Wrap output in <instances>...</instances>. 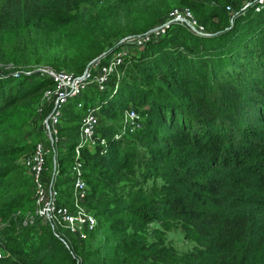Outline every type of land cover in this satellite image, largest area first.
Returning <instances> with one entry per match:
<instances>
[{"label":"trees","instance_id":"1","mask_svg":"<svg viewBox=\"0 0 264 264\" xmlns=\"http://www.w3.org/2000/svg\"><path fill=\"white\" fill-rule=\"evenodd\" d=\"M43 1L0 0V26L25 23L42 11ZM181 4L205 30L216 26L218 33L204 38L174 23L131 57L122 77L111 76L108 90L91 87L64 108L61 134L67 151L59 157L57 187L61 202L70 206L69 171L81 119L89 106H100L99 135L106 144L81 151L90 192L87 206L98 220L97 232L87 242L67 231L57 230V237L51 225L36 216L34 188L24 164L25 174L14 178L10 174L21 172V167H0V220L25 205L35 219L1 240L9 255L0 257V264H264V167L257 159L264 157V10L250 7L243 12L241 0ZM101 53H92L89 61ZM110 61L108 54L99 66ZM53 87L49 78L0 72V120L10 108L32 100L43 104L45 92ZM132 108L142 116L143 127L116 140L123 116ZM52 110L53 105L47 106L44 116ZM33 114L32 119L36 110ZM119 117L116 127L113 120ZM25 136L27 144L14 150L22 163L39 140L30 128ZM139 147L144 150L141 156ZM198 152L206 166L191 168L187 174L196 176L191 180L183 160L175 159L187 155L194 160L192 154ZM8 153L10 149L0 148V157ZM201 160L196 156L194 161ZM138 176L161 177L164 196L147 199L141 191L118 196L120 184ZM6 178L10 182L1 184ZM137 223L140 234H130L128 229ZM175 224L193 244L185 255L166 244L163 229ZM97 237L100 243L90 248Z\"/></svg>","mask_w":264,"mask_h":264},{"label":"rangeland","instance_id":"2","mask_svg":"<svg viewBox=\"0 0 264 264\" xmlns=\"http://www.w3.org/2000/svg\"><path fill=\"white\" fill-rule=\"evenodd\" d=\"M181 1L44 0L42 11L37 12L25 23L7 29L0 26V72L21 73L36 79L47 78L45 75L41 76L36 73L40 68L74 75L81 74L94 61H89L92 53L101 51V55L110 54L111 60L114 57L123 59L121 65L115 69L116 72L122 74L131 64V57L143 48L146 35L160 27L173 10L181 8ZM253 1L241 0L242 11L249 9L251 6L246 10L244 6ZM230 13L235 18V12L231 11ZM154 23L157 24L145 32ZM223 26L224 24H220V30ZM132 32L139 33V35L137 37L129 36ZM217 33L216 26L208 25L205 32L199 36L208 38ZM120 76L122 77V75ZM42 108V103L37 106V102L32 100L8 109L1 117L0 148L10 149V154L0 157V167L22 168L21 172L13 171L10 174L11 178L16 177L19 173L25 174L21 155L14 153L16 152L14 150L27 144L28 138H26L25 132H28L29 128H33L34 122L35 125L41 122L39 113ZM34 110H36V114L32 119ZM36 119H39V123ZM120 119V117L114 119L113 125L118 127ZM131 134L127 133V135ZM132 140L133 138L130 139V141ZM127 146L133 149L132 145ZM137 152H140L141 156L144 150L139 147ZM192 156L194 160L198 156L202 159L201 162L197 163L187 155L184 157L188 158L178 157L175 161L178 163L179 160H183L181 165L185 166L186 177L195 180L196 176L187 174V172H190L191 168H204L206 160H203L200 152L192 154ZM257 159L264 167V157ZM137 178H131L127 182L121 183L118 196L127 198L133 194L139 195L138 191L143 192L147 199L164 196L161 191L164 180L161 177L144 180H140L139 176ZM9 182V178L1 180L3 185ZM28 207L29 205H25L21 209L13 210L8 219L0 220V243L3 238L10 234H18L22 231V227L30 225L31 221L35 220L31 212L27 211ZM128 221L135 222L136 220L129 217ZM177 225L175 224L170 229H163L165 230L166 244L173 247L179 255H185L193 250V244L185 238V234ZM138 227L139 223L132 229L129 228L128 231L130 234L131 230L139 233L141 231H137ZM153 228L154 225L148 227L150 230ZM148 237L150 238V234ZM100 240L99 237L92 240L89 247H96ZM138 241L145 242L140 238ZM8 255L0 245V257ZM177 259L183 261L182 257Z\"/></svg>","mask_w":264,"mask_h":264},{"label":"built area","instance_id":"3","mask_svg":"<svg viewBox=\"0 0 264 264\" xmlns=\"http://www.w3.org/2000/svg\"><path fill=\"white\" fill-rule=\"evenodd\" d=\"M249 6L255 7L256 11L264 10V0H254L245 5L244 9L246 10ZM227 10L231 12L230 7H227ZM174 23L186 26L197 35L205 32V28L198 24L189 8H177L167 16L160 27L146 35L143 46L151 39L160 38ZM100 60L81 75L58 72L53 69L40 68L36 71L37 74L51 79L54 87L44 94L43 108L39 113L41 122L39 123V119H36L39 124L35 125L34 122L33 128L30 129V134H38L39 140L35 143L33 150L23 158V164L34 188L36 216L48 222L57 237H60L57 230L67 231L79 241L86 242L97 232L98 220L87 206L90 192L85 179L86 168L81 151L83 148L92 150L99 144H106V140L99 135L101 116L98 104L85 109L81 119L79 143L74 151L73 163L69 171L72 190L69 197L70 206L61 202L62 194L57 187V179L60 176L59 157L67 151L65 145L67 139L61 134L65 106L79 99L91 87H95L100 92L108 90L111 76L117 75L120 78V73L115 69L121 65L123 61L121 57H114L106 66H99ZM78 103V108L83 109V104ZM50 105H53L52 112L44 116V108ZM142 127V116L138 110L132 108L125 112L115 139L121 140L127 133L137 132ZM61 241L69 247L65 239L61 238ZM80 263L81 261L78 260V264Z\"/></svg>","mask_w":264,"mask_h":264},{"label":"water","instance_id":"4","mask_svg":"<svg viewBox=\"0 0 264 264\" xmlns=\"http://www.w3.org/2000/svg\"><path fill=\"white\" fill-rule=\"evenodd\" d=\"M106 53L102 54L100 57H98L96 60H94L93 62H91V64H89V66L87 67V69H89L96 61H99L100 59L106 57Z\"/></svg>","mask_w":264,"mask_h":264}]
</instances>
